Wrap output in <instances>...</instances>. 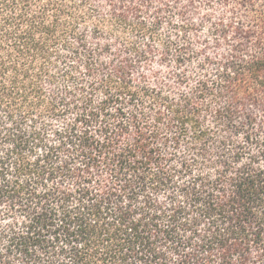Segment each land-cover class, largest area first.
<instances>
[{
  "label": "trees",
  "instance_id": "1",
  "mask_svg": "<svg viewBox=\"0 0 264 264\" xmlns=\"http://www.w3.org/2000/svg\"><path fill=\"white\" fill-rule=\"evenodd\" d=\"M0 264H264V0H0Z\"/></svg>",
  "mask_w": 264,
  "mask_h": 264
}]
</instances>
